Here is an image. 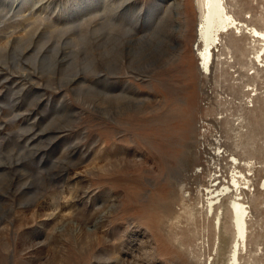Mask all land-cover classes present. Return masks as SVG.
I'll return each instance as SVG.
<instances>
[{
    "label": "rangeland",
    "instance_id": "obj_1",
    "mask_svg": "<svg viewBox=\"0 0 264 264\" xmlns=\"http://www.w3.org/2000/svg\"><path fill=\"white\" fill-rule=\"evenodd\" d=\"M225 2L207 72L195 0H0V264H229L233 199L264 264V0Z\"/></svg>",
    "mask_w": 264,
    "mask_h": 264
},
{
    "label": "bare ground",
    "instance_id": "obj_2",
    "mask_svg": "<svg viewBox=\"0 0 264 264\" xmlns=\"http://www.w3.org/2000/svg\"><path fill=\"white\" fill-rule=\"evenodd\" d=\"M195 2L199 9V22L196 32L197 42L200 44V48L197 49L199 52L198 60L201 63L202 69L210 72L214 56L212 51L219 44V37L221 34L228 32L230 29L235 31L238 30L240 32L242 25L237 22L230 13L225 0H195ZM245 32L252 37L253 40L264 38L263 32L255 28H249ZM234 162L236 163L237 160L234 159ZM209 184L211 183L209 182ZM231 184L237 191L239 183L236 176L232 177ZM217 191H213L215 193L211 192V195L207 192V197L209 198L207 199V212L209 215L215 214L216 225L218 228L221 220V212L218 213L219 207L222 203L220 198L229 192V187H224L223 189H220L219 192ZM211 196H213V198ZM230 207L232 214L231 219L233 221L232 226L234 229V241L233 247H231L232 252L229 264H238L237 255L239 249L243 247L244 244L246 236V217L248 213L244 204L239 200H231Z\"/></svg>",
    "mask_w": 264,
    "mask_h": 264
}]
</instances>
